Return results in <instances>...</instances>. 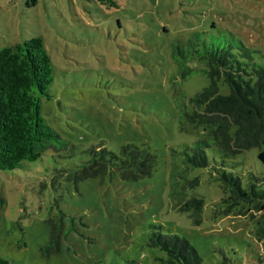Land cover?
Returning <instances> with one entry per match:
<instances>
[{
	"label": "rangeland",
	"instance_id": "1",
	"mask_svg": "<svg viewBox=\"0 0 264 264\" xmlns=\"http://www.w3.org/2000/svg\"><path fill=\"white\" fill-rule=\"evenodd\" d=\"M117 2L0 0V47L34 35L45 43L55 75L42 111L68 140L65 149L0 170L1 255L10 264H169L148 243L158 224L190 239L204 264H264V207L228 205L220 199L229 189L213 169L187 170L182 161L186 145L209 136V127L182 115L209 77L204 59L187 60V72L176 53L199 31L209 41L241 40L261 57L264 0ZM129 142L156 155L152 174L81 178L90 147L119 152ZM258 152L236 157L244 182L249 172L264 176ZM192 196L204 205L181 209ZM53 227L59 248L50 242Z\"/></svg>",
	"mask_w": 264,
	"mask_h": 264
},
{
	"label": "trees",
	"instance_id": "2",
	"mask_svg": "<svg viewBox=\"0 0 264 264\" xmlns=\"http://www.w3.org/2000/svg\"><path fill=\"white\" fill-rule=\"evenodd\" d=\"M100 1L118 4L117 0ZM186 46L176 48L181 66L190 72L185 65L187 60L204 59L202 71L209 83L189 97L196 107L184 108L182 115L189 122L209 127V136L185 146V168L213 169V176L229 189L228 196L220 199L228 205L242 201L263 208L264 176L249 172L244 182L243 175L233 168L239 162L237 155L254 146L259 147L258 158L264 165V54L258 56L241 40L227 38L220 42L213 37L209 41L199 31L190 36ZM54 75V65L41 36L0 47V170L21 167L50 148H67L68 140L48 123L42 111L43 97L52 96ZM221 83L228 86L227 92H221ZM87 151L90 157L82 166V179L107 171L137 179L152 174L156 162V155L148 146L131 142L122 145L119 152L106 146H92ZM209 154H213V162ZM205 201L192 196L180 208L199 209ZM151 225L148 243L162 249L169 264H204L186 236ZM50 242L59 248L60 232L54 227ZM0 264H10L1 253Z\"/></svg>",
	"mask_w": 264,
	"mask_h": 264
}]
</instances>
